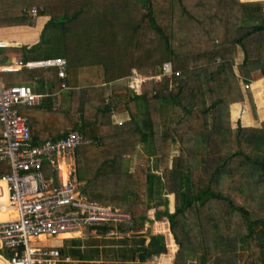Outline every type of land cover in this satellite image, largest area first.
<instances>
[{
  "label": "trees",
  "instance_id": "16d2710c",
  "mask_svg": "<svg viewBox=\"0 0 264 264\" xmlns=\"http://www.w3.org/2000/svg\"><path fill=\"white\" fill-rule=\"evenodd\" d=\"M14 1L17 6L10 11L0 8V28L33 26L34 19L24 17L21 9L35 6L37 16L49 17L40 38L50 27L61 32L63 82L75 88L66 111L76 119L62 135L76 131L91 141L74 152L80 191L92 202L131 216V227L117 224L96 230L125 233L145 223L150 226L147 242L136 235L110 241L114 262L152 264L154 256L165 254L164 237L156 230L159 221L165 234L168 222L172 248L176 247L172 264H186L189 257L195 264H264V120H257L250 89H243L256 79L264 81V1L118 0L136 71L147 78L140 86L149 126L148 131L140 114L143 132L129 90L113 86L106 97L102 86L123 73L108 0ZM111 8L115 10V4ZM87 45L92 47L91 58L80 60ZM237 51L241 56L236 61ZM164 62H170L178 76L154 80ZM139 79L126 83L136 97ZM82 87L85 100L78 110ZM254 95L262 118L263 86L256 87ZM244 101L250 105L254 126L231 122V105ZM113 115L124 116L123 122L114 123ZM150 138L163 164V206L157 204L146 158L138 154L146 142L155 157ZM124 157L143 162L122 172ZM8 172L7 164L0 162V176ZM43 173L57 179L49 163ZM167 194L173 195L172 212ZM61 241L56 246L61 257L80 264H96L104 252L82 251L78 239Z\"/></svg>",
  "mask_w": 264,
  "mask_h": 264
},
{
  "label": "built area",
  "instance_id": "2783aa9c",
  "mask_svg": "<svg viewBox=\"0 0 264 264\" xmlns=\"http://www.w3.org/2000/svg\"><path fill=\"white\" fill-rule=\"evenodd\" d=\"M21 12L24 17L31 19L38 15L36 7L23 8ZM7 47L8 43L0 39V51ZM1 60L0 54V63ZM65 65L62 58L36 63L16 60L9 66L0 67V70L56 67L58 77L65 78ZM178 73L173 71L170 62H165L156 79H170L178 76ZM61 85L65 86L64 83ZM243 88L250 89V84ZM42 100L43 95L33 93L29 87H5L0 84V162L9 167V172L0 176V215L12 213L0 219L2 264H77L79 261L62 258L56 247L45 245L48 238L60 241L77 239L84 232L102 226H133L130 214L90 201L76 184L72 167L62 173L63 178L60 177L56 159L72 156L79 146L89 144V139L71 131L57 139L32 143L29 119L19 114L17 108L39 106ZM45 163H49L57 174V183L52 176L48 179L44 176ZM4 192V199H1V193ZM145 226L146 231L149 226ZM106 235L129 236L128 232L118 229ZM36 243L40 246H35ZM154 259L150 263L154 264Z\"/></svg>",
  "mask_w": 264,
  "mask_h": 264
},
{
  "label": "crops",
  "instance_id": "0c3cea01",
  "mask_svg": "<svg viewBox=\"0 0 264 264\" xmlns=\"http://www.w3.org/2000/svg\"><path fill=\"white\" fill-rule=\"evenodd\" d=\"M112 1H115L114 4L116 9L111 12V20L115 34L117 50L121 58L120 66L123 73L122 76H120V78H116V80L103 84L102 86L107 89V93H109V88L115 85L116 86L123 85L124 87H126L129 90V92L132 93L133 95V96L131 95V98L133 99L132 103H134L135 105V106L133 105L134 112L141 131H142V127H141L142 121H140L141 119L139 118L138 114L144 115V119L146 122L144 126H146L149 131L146 112L140 91L141 84L145 80H147V78L138 74V72L136 71L134 60L132 58L128 39H127V34L125 33L126 29L123 23L119 2L118 0H112ZM239 1L254 2V1H264V0H239ZM16 2L17 1L14 0H0V4L2 3L0 5V8L5 11H10V9L17 6ZM31 7H35V6H31ZM23 8H28V7L23 6L22 9ZM4 15L9 16L7 14ZM48 20H49L48 16H37L34 19L33 26L31 27L22 25V26H7L0 28V39L8 43V47L0 51V54L2 55L0 67L3 66L5 67L7 65L9 66L11 65V63H13L16 60H22L23 62H29V63L52 60L58 57L62 58L63 60H66L63 52L59 50H57L56 52H52L55 49L54 48L55 46L56 48H58L59 45L63 44L59 42V39L58 41H55L56 39L55 36H59L60 38H62L61 32L55 31V28H49L51 34L49 39L40 38L41 32L44 26L47 24ZM38 23L40 25H38ZM72 27L74 28L75 32L79 31L77 30L78 28L76 29V25ZM67 36L69 37V34ZM123 41H125L129 53V60L126 63L123 61V54H122ZM48 50L50 52H47ZM115 63H116V59H115ZM56 73H57L56 67H45V68L38 67L32 69L17 68L11 71L0 70V84L2 86L5 87L13 86V85L26 86L29 87L31 91H33V93L43 95V101L41 102L42 103L41 105L34 107L19 106L17 108L19 114L25 115L29 119L31 137L35 139L38 143L47 139L60 138L61 136H63L62 134L63 132H65L67 125L73 123L74 122L73 120L75 119L73 115L62 111L64 109V105L68 104V100L70 99V96H72L70 94V91L74 90L75 88L69 86L62 87L61 84L64 83L63 82L64 78L58 77ZM158 75L154 76L153 79L157 80L156 77ZM137 77H139L140 79H139V95L136 97L132 90V87L126 83H128V81L129 82L137 81L136 80ZM250 86H251L250 93L253 90H255L256 87H261V86H263V91H264V84L262 79H256L254 82L250 83ZM85 91L86 88L83 87L79 88V94H78L79 102L77 105L78 110L83 109ZM240 104L244 105V102ZM240 104L238 105L232 104L230 107V119L232 123H234L237 120H239V122L241 123L240 117L238 116L235 118L231 117V113L234 106H239ZM254 107L256 111L257 120L263 121L264 117L262 118L260 117V112L256 103L254 104ZM123 118L124 116L122 115L121 116L113 115V122L118 124L119 122H123ZM252 118L250 117L247 118L248 124L246 123L247 124L246 126L256 125L254 116ZM149 141L152 142V139L150 138ZM144 145L147 146V143L145 142ZM56 162L58 168L60 169V177L63 178L62 173H64L66 169H68L69 167H72V169H74V154L72 156L58 157L56 159ZM56 178H57V174H56ZM57 180L59 181L58 178L57 179L54 178V181L56 183ZM76 184L78 185V187L80 186L77 182ZM1 186L2 184L0 183V187ZM11 215L12 213L8 212L7 216H11ZM166 253L162 254L161 256L167 255ZM172 257L173 255L169 250L168 258L172 259Z\"/></svg>",
  "mask_w": 264,
  "mask_h": 264
},
{
  "label": "rangeland",
  "instance_id": "374dc122",
  "mask_svg": "<svg viewBox=\"0 0 264 264\" xmlns=\"http://www.w3.org/2000/svg\"><path fill=\"white\" fill-rule=\"evenodd\" d=\"M33 2L34 3H38L39 0H33L32 3ZM25 5H27L26 2H25ZM108 5H109L110 13H111L113 11V9L111 8V5L114 6V3H112V0H108ZM141 12L144 13V11H141ZM38 25H40V24L38 23ZM209 26L210 27L211 26H214V24H212V25L210 24ZM125 33L127 34V31H125ZM50 35H51L50 34V30L47 29L46 32H45V34H44V38L49 39ZM57 37L59 39V42L63 43V39L60 38L59 36H57ZM147 37H148V35H146V38ZM77 38L78 37L75 36L74 37V41ZM127 39H128V36H127ZM55 41H58V40L55 39ZM128 43H129V41H128ZM64 45L65 44H61V45H59L58 48H56V46H55L54 47L55 49L52 52H56L57 50H59V51H61V52L64 53V51H65ZM123 45H125L124 41L122 42V46ZM89 47H90L89 45H87L86 47H83V49H85V48L87 49V53H86L85 56H81V59L80 60H89L91 58V57L89 58V49L91 50L92 47H90V48ZM129 47H130L131 55H132V58H133V54H132L131 44L130 43H129ZM78 49H80V44L78 46ZM47 52H50V51L48 50ZM122 54H123V58L129 57L128 50L124 49L123 47H122ZM235 56H236V61H237L240 58V56H241L240 52L237 51ZM119 57H120V55H119ZM84 62L85 61H83V63ZM78 65L79 64H77V66ZM263 84H264V81H263ZM119 86H123V85H119ZM112 87L109 88V93H110V90H111ZM103 89H104V92L106 94L105 96L108 97L109 93H107V89L105 87ZM250 94H251L252 100H253V102L255 104L256 103V99H255V95H254L255 94V90H253ZM130 95H132V93H130ZM69 104L70 103H69V100H68V104L67 105H64V109L62 110L63 112L68 113V111H66V108L69 106ZM96 104H97V102H96ZM238 104H240V103H236L235 105H238ZM133 105H134V103H133ZM134 106H133V108H134ZM250 110L251 109H250V105H249L248 101H244V105L240 104L239 106H234V108L232 110V113H231V117H234V118L237 117V116L240 117L241 124H243V126H246L248 124L247 123V118H249V117L252 118L253 117V114L251 113ZM69 114L72 115L73 113H69ZM139 115L140 114H138V116ZM75 120L76 119H74L73 121H75ZM151 143H152V149H153V153H154L153 155H155V157L151 155L150 150H149V147H147L145 145L144 146L140 145L138 147V154H139V156H142V158H144V157L146 158V163H147V166H148V170L152 174L154 183L156 185V191H157V194H158V197L156 196L157 204L159 203V206H163L164 205V199H165V193L166 192H164L163 189H162V187H161V185H159V183L161 182V176H162V172H163V164L159 160L158 156L155 153V149H154V146H153V142H151ZM142 158H137V157H133V158L132 157H124L120 161L121 162V164H120V170L122 172H131V171H133L135 164L140 163V162H143L142 161ZM0 192H1V190H0ZM1 196H2L1 199H4V196H5L4 193L3 194L1 193ZM167 198H168L169 205H170L169 206V212H172L173 211V195L172 194H167ZM7 214H8V212H7ZM7 214H5L3 216L0 215V219L6 218ZM146 224L147 223H145L142 227L137 228L136 230L128 231V235L129 236L136 235L137 237L138 236H143V237L146 238V242H147L148 241V239H147L148 233H150V226L147 224L149 227L145 231V228H146L145 225ZM138 226H139V224H138ZM165 227H166V230H167V234H165V233L162 232L161 222H159V221L157 222L156 230L160 231V233H162V235L164 237V241H165V245H166V252H167L166 254L168 256V251L169 250L170 251L173 250L171 252V254L173 255L174 252L176 251V248H172V245H174V243H173V241L171 239V236L169 234L168 222H167V224L165 223ZM125 237H127V236H125ZM122 238L123 237H118L116 235H106V234H103L102 231H101V229H99V230H93V231L92 230H88V231L84 232L83 235H81L80 238H77V239L81 242L80 249L82 251H90L91 249H98L100 251L101 250L104 251V252H101L100 253L101 255L98 257L97 261H95L96 264H117L111 258V253L109 251L112 249V246L110 245L109 242L110 241H113V240L114 241L115 240H119V239H122ZM67 240H70V239H67ZM61 244H62V241L56 240L55 238H48L47 242L45 243V245H50L51 247H56V246H59ZM34 245L35 246H40L39 243H36ZM154 257L156 258V259H154V261H155L154 264H172V259H170L168 257H167V260H164L163 259V256H161V255L154 256ZM193 258L191 259V257H189L188 258V263H186V264H195ZM75 260L73 259V261H75ZM76 263L77 264H80L79 262H76ZM0 264H2V263L0 262Z\"/></svg>",
  "mask_w": 264,
  "mask_h": 264
},
{
  "label": "bare ground",
  "instance_id": "6f19581e",
  "mask_svg": "<svg viewBox=\"0 0 264 264\" xmlns=\"http://www.w3.org/2000/svg\"><path fill=\"white\" fill-rule=\"evenodd\" d=\"M140 70V69H139ZM5 195V194H4Z\"/></svg>",
  "mask_w": 264,
  "mask_h": 264
}]
</instances>
